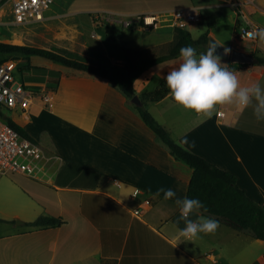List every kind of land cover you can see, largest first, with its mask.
I'll return each mask as SVG.
<instances>
[{
    "label": "crops",
    "instance_id": "obj_1",
    "mask_svg": "<svg viewBox=\"0 0 264 264\" xmlns=\"http://www.w3.org/2000/svg\"><path fill=\"white\" fill-rule=\"evenodd\" d=\"M106 2L102 6L94 0H72L63 10L72 35L59 46L86 61L122 67L127 55L167 53L176 35L174 12L195 6L203 20L185 27L193 37L209 31L230 49L264 56V0ZM96 11L116 16L96 22ZM80 12L93 14L91 28L101 26L107 32L87 36L83 29L88 23ZM216 12L220 16L215 27L201 25ZM145 13L158 16L148 29L139 22ZM56 15L43 14L42 19ZM122 16L133 17L134 24L126 27L116 20ZM247 18L259 27V39L251 47L237 34L239 23ZM135 27L142 31L141 40L122 32ZM229 61L221 56L231 70ZM180 62L178 56L150 67L135 80L136 94L177 142L233 172L249 196L264 203V120H257L253 107L226 105L203 119L178 106L170 91L158 100L143 99ZM243 63L241 70L233 71L239 77L243 74L241 85L264 87V63ZM51 71L48 86L35 85L49 90V102L38 92L28 109L10 111L43 147L45 156L33 175L17 172L0 177V208L9 217L5 219H24L0 233V264H264V239L222 222L214 235L200 234L194 242L180 237L185 224L177 223L180 211L175 199L187 197L193 168L172 155L115 83L75 68ZM221 109L225 117L218 115ZM136 188L141 191L135 195ZM160 188L174 190L177 197L164 200L163 192L156 196ZM135 209L141 212L135 214ZM41 214L64 222L32 229L27 223ZM201 214L213 218L202 210Z\"/></svg>",
    "mask_w": 264,
    "mask_h": 264
},
{
    "label": "trees",
    "instance_id": "obj_2",
    "mask_svg": "<svg viewBox=\"0 0 264 264\" xmlns=\"http://www.w3.org/2000/svg\"><path fill=\"white\" fill-rule=\"evenodd\" d=\"M220 12L207 17L209 29L215 27ZM209 31L199 37L182 27H176L175 39L170 50L155 57L139 56L133 58L127 55L126 63L122 67L107 66L99 61H86L75 57L74 52L59 47H43L19 43L17 41L0 40V63L8 59H19L20 55L30 60V56L38 54L61 62L66 66L86 71L91 74L109 79L131 99L136 94L135 80L150 67L165 60L180 56V48L191 45L203 53L207 51ZM259 39V36L257 40ZM259 63H264V56L256 54ZM230 69L237 70L243 62L229 61ZM31 64L21 63V69L31 68ZM170 89L166 81H162L154 90L145 93L143 99L158 100L165 96ZM139 114L145 123L153 129L158 137L169 147L172 155L187 163L193 168L189 183L187 198L199 199L206 206L202 211L232 228L240 231H250L256 238L264 239V203L249 196L246 190L238 183L237 176L180 144L171 135L169 130L160 123L145 103L136 105ZM11 109L0 104V115L22 135L34 139L33 136L19 124L11 115ZM64 220L48 214H41L35 220L28 222L32 229L55 227Z\"/></svg>",
    "mask_w": 264,
    "mask_h": 264
},
{
    "label": "clouds",
    "instance_id": "obj_3",
    "mask_svg": "<svg viewBox=\"0 0 264 264\" xmlns=\"http://www.w3.org/2000/svg\"><path fill=\"white\" fill-rule=\"evenodd\" d=\"M261 37L264 38V32ZM217 46L218 43L210 42L206 53L199 55L191 45L180 48L181 62L163 77L170 95L178 106L199 118L210 119L218 107L233 105L238 109L253 107L257 120H264V87L259 83L242 86L238 74L221 62V56L216 54ZM229 52L230 49H224V55ZM161 192L164 200L177 197L174 190L164 188L158 189L155 195ZM175 204L180 211L177 223L185 224L178 235L185 241L194 242L201 238L200 234L214 235L219 229L218 220L201 214L202 209H207L199 199L176 198Z\"/></svg>",
    "mask_w": 264,
    "mask_h": 264
},
{
    "label": "built area",
    "instance_id": "obj_4",
    "mask_svg": "<svg viewBox=\"0 0 264 264\" xmlns=\"http://www.w3.org/2000/svg\"><path fill=\"white\" fill-rule=\"evenodd\" d=\"M55 0H0V23L4 15V11L8 6L13 16V23L24 25L34 22L43 16V12L48 9ZM233 5L238 6V1H233ZM105 15V12H96L94 19L109 20L116 16ZM244 13V12H243ZM108 17V18H107ZM246 17V16H245ZM116 20L122 22L126 27L132 26L134 20L117 17ZM158 16L154 13H145L139 15V22L145 28H150L157 23ZM203 20V16L198 7H190L178 9L174 12V21L177 27L185 28L191 23H199ZM241 32L238 36L241 39L255 41L259 36V27L253 24L248 18L245 23H239L237 27ZM237 29V33H238ZM92 36L99 37L100 34L93 32ZM22 59H8L0 63V104L13 109H28L38 92L43 93V97L47 102L51 96L49 90L29 85L25 81L18 80L17 74L21 69ZM220 117L226 116V111L221 109L218 111ZM45 156L43 147L35 140L22 135L17 129L12 127L0 115V174L26 173L33 175L36 171L38 162ZM141 190L136 188L133 194H138ZM140 209H135L134 213L139 214Z\"/></svg>",
    "mask_w": 264,
    "mask_h": 264
},
{
    "label": "rangeland",
    "instance_id": "obj_5",
    "mask_svg": "<svg viewBox=\"0 0 264 264\" xmlns=\"http://www.w3.org/2000/svg\"><path fill=\"white\" fill-rule=\"evenodd\" d=\"M71 1L72 0H55V2L51 4V6L43 12V14L44 15L57 14L56 16L51 18L46 17L48 19H42L41 17L40 19L34 22L24 25H17L12 22L13 16L11 14L10 8L7 6L4 11L2 22L0 23V40H4V41L11 40L28 45L43 46L49 48L59 47L61 49H64L59 45H65L64 42L71 38L72 26L71 23H69L66 20L63 14V10L68 8V5ZM106 1L110 2V0H106ZM106 1L94 0L95 3L101 4L102 6L108 3ZM96 12L98 13V11ZM93 14H95V12ZM93 14L91 15L89 12H80V15L83 16V18L87 20L88 23V26L84 27L83 32L87 36L92 34L93 32H96L98 34L104 32L106 33L107 29L105 27L97 26L91 28L89 26L91 25L90 23L91 19L93 20ZM105 15L109 16L111 14L109 12H105ZM124 18H127L128 20H134L133 17H124ZM99 21L102 22V20ZM206 24L207 22L204 21L201 25L206 26ZM122 32H124L125 34L135 35L138 37V40L142 39V31H140L138 27L125 29ZM240 32L241 31L238 29L237 34H240ZM244 42L246 43L247 47H251L252 43H256V41H250V40ZM74 56L84 59L82 55H78L74 53ZM19 59H22L23 65L30 63L32 66L31 68L26 67L27 69L19 72L17 74L18 80L25 81L29 85L31 84L33 86L37 84L46 83L47 81L51 82V79L54 75V73L51 71L53 69L58 72L59 70L66 71L73 69L69 66L64 65L61 62L54 61L50 58L38 54L31 55L30 60H28L23 55H20ZM241 69L242 67L238 68V70ZM242 76L243 74L240 75L239 77L240 80ZM53 79L56 80V78ZM46 84L48 86V83ZM151 84H154L152 86L155 87L157 85L154 81H152ZM2 175L4 174H0V177H2ZM5 210L6 209L0 208V233L5 232L8 229V227L12 226L13 224L21 225L19 221L24 220L23 217H18V218L10 219V221H8L7 219H5V218H9L6 216L7 214Z\"/></svg>",
    "mask_w": 264,
    "mask_h": 264
},
{
    "label": "water",
    "instance_id": "obj_6",
    "mask_svg": "<svg viewBox=\"0 0 264 264\" xmlns=\"http://www.w3.org/2000/svg\"><path fill=\"white\" fill-rule=\"evenodd\" d=\"M210 42H213V43L216 42V43H218L217 52H216L217 55H220L222 57H229L231 61H234V62H254V63H258V61H259L256 53H254V52H248V51L243 50V49H240V48L230 49L226 45L222 44L214 36H210L209 37V41H208V44H207V48H208V45H209ZM225 48L230 49V52L227 55H224V49ZM131 100L136 105L142 104V100H141V98L137 94H135L131 98ZM19 222L22 223L23 221L20 220Z\"/></svg>",
    "mask_w": 264,
    "mask_h": 264
}]
</instances>
